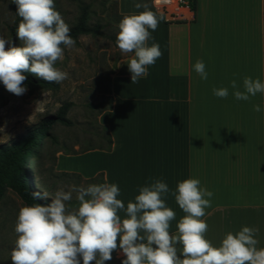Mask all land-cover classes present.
I'll use <instances>...</instances> for the list:
<instances>
[{
  "label": "crops",
  "instance_id": "0c3cea01",
  "mask_svg": "<svg viewBox=\"0 0 264 264\" xmlns=\"http://www.w3.org/2000/svg\"><path fill=\"white\" fill-rule=\"evenodd\" d=\"M138 2L160 16L151 0H110L112 25L144 11L134 7ZM149 31V46L158 43L162 56L148 75L131 84L127 63L133 54L118 60L109 75L111 102L97 120L110 136V149L66 155L87 162L80 170L66 171L61 155L58 171L86 181L102 174L120 188L125 207L141 187L162 180L170 190L162 198L176 213L172 234L185 215L173 195L177 184L197 178L213 192L203 217L206 238L219 246L227 233L248 226L258 229L257 248H264V93L237 100L230 87L235 79L243 90L244 77L264 82V0H195L191 23L163 19ZM197 60L204 62L207 80L195 72ZM221 87L229 88L227 98L213 94Z\"/></svg>",
  "mask_w": 264,
  "mask_h": 264
},
{
  "label": "clouds",
  "instance_id": "9594fccd",
  "mask_svg": "<svg viewBox=\"0 0 264 264\" xmlns=\"http://www.w3.org/2000/svg\"><path fill=\"white\" fill-rule=\"evenodd\" d=\"M13 3L21 18L16 35L22 46L0 36V82L10 93L21 96L27 91L23 86L26 72L57 84L68 79L69 74L56 64L64 58L65 48H74L76 41L54 0ZM134 7L144 11L124 16L116 39L122 53L133 54L127 63L131 84L146 77L148 67L162 56L159 44L149 46L148 41L149 30L154 32L164 19L147 3L138 2ZM194 70L201 79H208L203 61L197 60ZM230 87L237 100L264 93V82L251 77H244L243 90L235 79ZM213 94L227 98L229 88H213ZM254 111L260 112V106L254 105ZM200 183L197 178H187L177 184L173 195L185 215L175 234L170 233V223L176 213L162 198L170 191L162 180L141 187L126 207L115 183L62 188L49 204L20 207L14 229L17 239L10 252L12 264H81V258L83 264H104L117 248L126 257L122 264H264V248H257L255 238L258 229L244 226L235 234L229 232L219 246L206 238L208 224L203 217L211 207L213 192ZM73 194L74 207L68 203ZM31 195L34 200L41 198L40 192ZM43 197H49L48 193L43 192Z\"/></svg>",
  "mask_w": 264,
  "mask_h": 264
},
{
  "label": "rangeland",
  "instance_id": "374dc122",
  "mask_svg": "<svg viewBox=\"0 0 264 264\" xmlns=\"http://www.w3.org/2000/svg\"><path fill=\"white\" fill-rule=\"evenodd\" d=\"M10 1L0 0V36L5 39H8V27L14 20ZM54 3L69 27L76 23L81 8L87 6V24L95 26L100 34L81 35L75 40L74 48H65L64 58L57 61L56 67L67 72L69 77L56 83L55 89H31L23 85L27 91L21 96L7 89L0 94V145L9 144L45 117L69 105L66 118L70 124L53 125L52 138L43 139L34 154L27 157V170L33 172L35 189L48 193L50 199L62 188L67 191L72 185L86 187L97 184L58 171V157L65 155L60 161L66 171L72 167L80 170L88 165L87 162L81 156L67 158L69 153L105 147L106 133L98 124L97 117L109 106V75L114 72L118 60L128 55L118 48L119 28L112 25L107 10L109 5L104 0H54ZM17 44L22 46L18 37ZM68 203L76 206L75 194ZM22 206L25 205L21 199L5 187L0 195V264H12L10 252L17 239L14 229ZM118 250L113 251L112 259L104 264H122L126 257Z\"/></svg>",
  "mask_w": 264,
  "mask_h": 264
},
{
  "label": "trees",
  "instance_id": "16d2710c",
  "mask_svg": "<svg viewBox=\"0 0 264 264\" xmlns=\"http://www.w3.org/2000/svg\"><path fill=\"white\" fill-rule=\"evenodd\" d=\"M193 1L195 7V0ZM105 2L109 5L110 0H104V3ZM10 7L14 15V20L8 27V39H11L13 45L18 46L16 29L21 18L16 14L17 5L13 3V0L10 1ZM87 10L88 7L83 6L76 23L70 27V35L74 40H76L81 35L100 34V31L95 26H88ZM24 75L27 77V79L24 81L23 85H27L31 89L53 90L56 88L55 82L45 81L30 72H26ZM4 90H6V88L3 83L0 82V94ZM110 102L111 100L109 99V105ZM68 108L69 105L62 106L56 114L45 117L40 122H38V124L27 130L25 133L19 135L9 144L0 145V195L2 194L5 187H7L21 199L24 205H32L35 203L46 205L51 203L50 198L43 197V192L35 189L33 172L27 170V157L34 154L35 150L41 145L43 139L52 138L51 128L53 125L62 124L66 126L70 124V121L66 118ZM102 129L106 133L104 137L105 147L87 148L80 152H72L69 154H79L90 149H110L112 141L106 130L104 128ZM87 181L104 183L102 174H99ZM33 192H40L41 198L34 200L31 195Z\"/></svg>",
  "mask_w": 264,
  "mask_h": 264
},
{
  "label": "built area",
  "instance_id": "2783aa9c",
  "mask_svg": "<svg viewBox=\"0 0 264 264\" xmlns=\"http://www.w3.org/2000/svg\"><path fill=\"white\" fill-rule=\"evenodd\" d=\"M151 6L163 15L166 23H191L194 20L193 0H151Z\"/></svg>",
  "mask_w": 264,
  "mask_h": 264
}]
</instances>
